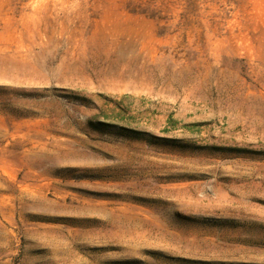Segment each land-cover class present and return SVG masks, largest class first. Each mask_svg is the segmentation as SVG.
Returning <instances> with one entry per match:
<instances>
[{"label": "rangeland", "instance_id": "rangeland-1", "mask_svg": "<svg viewBox=\"0 0 264 264\" xmlns=\"http://www.w3.org/2000/svg\"><path fill=\"white\" fill-rule=\"evenodd\" d=\"M0 264H264V0H0Z\"/></svg>", "mask_w": 264, "mask_h": 264}]
</instances>
